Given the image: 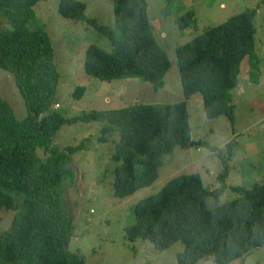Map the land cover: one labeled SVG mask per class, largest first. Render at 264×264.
Segmentation results:
<instances>
[{
    "label": "trees",
    "instance_id": "trees-1",
    "mask_svg": "<svg viewBox=\"0 0 264 264\" xmlns=\"http://www.w3.org/2000/svg\"><path fill=\"white\" fill-rule=\"evenodd\" d=\"M40 1L0 0V68L14 75L28 110V116L20 120L0 98V208L16 211L13 224L0 235V264H86L82 256L69 250L74 219L66 207L63 187L65 178L72 175V157L80 148L55 145L58 133L79 119L105 122L104 135L116 132L121 137L114 156L119 163L115 195L125 198L154 184L165 155L176 147L196 146L187 108L191 96L202 95L208 118L225 115L233 120L231 92L238 84L243 61L256 59V11L235 15L176 49L183 101L137 104L67 119L53 110L61 77L51 40L45 29L30 26L36 15L34 6ZM113 2L115 28L88 17L81 1L60 0L63 16L95 26L115 46L113 52L90 46L86 74L106 82L135 78L151 83L156 92L163 89L171 63L156 40L147 0ZM196 17L194 11L187 12L176 20L178 29L185 31ZM8 21L13 28L6 27ZM83 94L84 89L78 87L74 95L81 99ZM232 146L233 142L227 145L229 154ZM40 149L47 158L40 156ZM220 159L223 171L215 189L207 187L202 173L185 174L138 201L126 239L149 241L160 251L180 242L184 250L176 264L210 259L216 264H235L263 247L264 180L252 181L250 186L231 185L227 182L230 167L224 157ZM9 190L23 193L24 201L19 203ZM227 191L239 197L221 201ZM212 199L218 204L212 205Z\"/></svg>",
    "mask_w": 264,
    "mask_h": 264
},
{
    "label": "rangeland",
    "instance_id": "rangeland-1",
    "mask_svg": "<svg viewBox=\"0 0 264 264\" xmlns=\"http://www.w3.org/2000/svg\"><path fill=\"white\" fill-rule=\"evenodd\" d=\"M79 1L86 5L88 17L115 28L113 0ZM59 3L60 0H41L34 6L36 15L30 26L32 29H45L51 40L61 77L53 110L67 119L84 113L122 110L137 104L183 101L176 49L235 15L256 11V59L247 57L243 61L238 84L231 92L233 120L225 115L208 118L202 95L191 96L187 100V108L191 136L196 146L188 150L176 147L165 155L154 184L125 198L115 195V172L119 163L114 156L121 137L116 132L104 135L106 123L103 121L79 119L67 123L54 140L55 145L62 149L80 148L72 157V175H68L63 183L66 207L74 219L69 250L82 256L86 264H176L178 254L184 250L182 243L160 251L149 241H128L126 228L134 224L136 203L155 194L179 175L202 173L207 187L215 189L217 177L223 171L220 157H224L230 167L227 182L231 185L250 186L252 181L264 180V4L261 0H175L171 3L147 0L148 16L156 40L171 63L164 79L165 87L156 92L151 83L135 78L106 82L87 75L84 69L87 49L94 45L113 52L115 46L95 26L63 16ZM190 11L196 13V22L181 32L176 20ZM0 18L3 19L2 15ZM6 27L11 29L13 24L8 21ZM78 87L84 89L81 99L74 95ZM0 98L7 101L18 119L28 116L14 75L1 68ZM231 142L233 146L229 154L227 145ZM208 146L216 148V151ZM39 154L43 159L47 158L45 150L40 149ZM9 193L14 194L19 203L25 199L20 191L9 190ZM238 197L227 191L221 201ZM211 203L218 204L214 199ZM15 213L14 210L0 208V235L13 224ZM198 264L216 263L210 259ZM235 264H264V246Z\"/></svg>",
    "mask_w": 264,
    "mask_h": 264
},
{
    "label": "built area",
    "instance_id": "built-area-1",
    "mask_svg": "<svg viewBox=\"0 0 264 264\" xmlns=\"http://www.w3.org/2000/svg\"><path fill=\"white\" fill-rule=\"evenodd\" d=\"M59 108H60V106H59Z\"/></svg>",
    "mask_w": 264,
    "mask_h": 264
}]
</instances>
